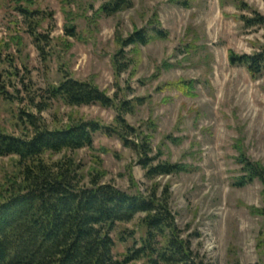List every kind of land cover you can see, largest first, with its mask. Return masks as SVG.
Instances as JSON below:
<instances>
[{"label": "rangeland", "instance_id": "obj_1", "mask_svg": "<svg viewBox=\"0 0 264 264\" xmlns=\"http://www.w3.org/2000/svg\"><path fill=\"white\" fill-rule=\"evenodd\" d=\"M110 1L0 0V130L31 135L29 114L51 129L79 120L115 124V107L72 106L52 95L66 76L93 81L117 103H133L125 117L150 138L154 163L190 170L147 177L138 151L101 130L94 148L48 153L47 160L74 158L86 183L100 168L103 182L132 194L169 187L178 226L209 263L264 264V184H235L242 153L264 165V72L253 77L230 62L231 51L264 47V23L257 22L264 20V0H130L114 14L102 13ZM155 27L166 36L124 48L127 68L117 73L121 43ZM180 81L192 89L181 90ZM16 161L0 157V186L19 171ZM143 216L112 233L118 257L140 245Z\"/></svg>", "mask_w": 264, "mask_h": 264}, {"label": "trees", "instance_id": "obj_2", "mask_svg": "<svg viewBox=\"0 0 264 264\" xmlns=\"http://www.w3.org/2000/svg\"><path fill=\"white\" fill-rule=\"evenodd\" d=\"M130 5V0H112L102 5L101 12L111 15ZM67 30L75 35L73 27ZM165 36V31L157 27L130 34L115 56L117 73L127 68L124 48L145 45ZM230 62L245 66L253 77L259 76L264 72V47L253 54L237 55L231 51ZM178 86L184 91L193 87L183 81ZM52 95L72 106L115 107V124L79 120L64 128L51 129L42 117L29 114L26 122L33 131L31 135L16 136L0 130V157L15 156L19 167L0 186V264H139L142 260L144 263L140 264H211L193 248L191 239L178 226L169 187L160 194L157 188L147 194H132L103 182L105 172L100 168H92L86 183L83 169L74 158L47 160L48 153L94 148V135L101 130L138 151L147 177L189 171L186 164L154 163L155 159L149 157L150 138L143 137L125 117L133 103H117L116 96L111 97L93 81L69 76L53 88ZM133 136L141 137V143L133 140ZM237 161L242 166V175L236 179V185L244 186L255 180L264 184V165L244 153ZM139 214H144L141 243L138 246L136 242L120 258L114 252L112 233L119 224L131 222Z\"/></svg>", "mask_w": 264, "mask_h": 264}]
</instances>
